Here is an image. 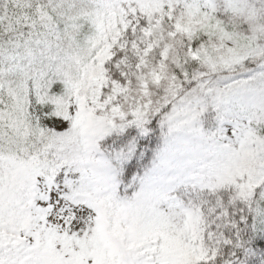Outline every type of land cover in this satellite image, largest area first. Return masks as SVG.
<instances>
[{"label": "snow or ice", "instance_id": "snow-or-ice-1", "mask_svg": "<svg viewBox=\"0 0 264 264\" xmlns=\"http://www.w3.org/2000/svg\"><path fill=\"white\" fill-rule=\"evenodd\" d=\"M117 2L125 14L107 41L96 110L111 124L73 163L36 177L34 211L62 224L71 215L82 234L95 213L73 193L111 181L118 195L142 191L181 220L186 209L196 214L200 258L190 264H264V0ZM41 116L52 133L70 129L54 106ZM229 152L249 153L255 171H238ZM35 239L0 238V264H51L34 254ZM121 264L162 262L138 252Z\"/></svg>", "mask_w": 264, "mask_h": 264}, {"label": "rangeland", "instance_id": "rangeland-1", "mask_svg": "<svg viewBox=\"0 0 264 264\" xmlns=\"http://www.w3.org/2000/svg\"><path fill=\"white\" fill-rule=\"evenodd\" d=\"M91 2L96 8L93 25L101 36L99 49L92 57L95 75L88 80L85 97L72 94L58 115L71 122L69 131L57 134L44 127L50 132L45 153L47 162L0 157V238H7L14 232L34 234V254L51 264H121L124 258L138 252L145 256L156 254L162 264H190L200 258L192 245L198 217L189 208L184 211L185 219L181 220L179 209L163 205L142 191L132 196L118 195L114 183L102 181L73 193L75 203L93 212L98 197L106 193L119 196V203L104 230L98 227L95 212V215H88L84 221L86 229L78 234L69 227L71 215L65 217L62 224L59 218L47 220L46 214L34 211L36 177L43 175L45 169L53 171L54 165L58 168L61 163H73L77 156L94 146L105 125L111 124L107 115L96 112L97 109L102 112L104 107L100 103V86L104 81L101 63L109 55L107 41L115 38L113 33L117 23L123 24L125 13L117 0ZM112 3H117L116 9L111 7ZM141 11L151 14L155 9L146 2ZM191 15L189 13L184 31L191 30L194 23ZM28 103V114L41 125L42 111L33 106L32 97L28 98ZM112 114H119V108H113ZM249 156L246 152L239 156L229 152L226 159L235 157L238 171L251 174L255 169ZM164 215L166 217L161 218Z\"/></svg>", "mask_w": 264, "mask_h": 264}, {"label": "trees", "instance_id": "trees-1", "mask_svg": "<svg viewBox=\"0 0 264 264\" xmlns=\"http://www.w3.org/2000/svg\"><path fill=\"white\" fill-rule=\"evenodd\" d=\"M95 11L91 0H0V157L47 162L50 132L28 114V98L59 115L72 94L85 97L101 42ZM118 203L111 193L96 199L99 228Z\"/></svg>", "mask_w": 264, "mask_h": 264}, {"label": "bare ground", "instance_id": "bare-ground-1", "mask_svg": "<svg viewBox=\"0 0 264 264\" xmlns=\"http://www.w3.org/2000/svg\"><path fill=\"white\" fill-rule=\"evenodd\" d=\"M165 217H166L165 215H164V216H161V218H163V219H164ZM91 260H93V259H91ZM88 264H92V263H88Z\"/></svg>", "mask_w": 264, "mask_h": 264}]
</instances>
